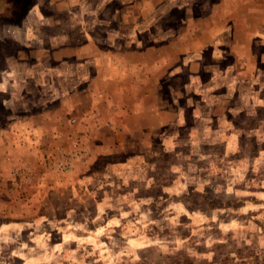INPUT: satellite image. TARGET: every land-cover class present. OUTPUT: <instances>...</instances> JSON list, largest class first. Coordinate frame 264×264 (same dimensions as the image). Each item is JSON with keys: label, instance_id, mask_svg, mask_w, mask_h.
<instances>
[{"label": "rangeland", "instance_id": "obj_1", "mask_svg": "<svg viewBox=\"0 0 264 264\" xmlns=\"http://www.w3.org/2000/svg\"><path fill=\"white\" fill-rule=\"evenodd\" d=\"M0 264H264V0H0Z\"/></svg>", "mask_w": 264, "mask_h": 264}]
</instances>
